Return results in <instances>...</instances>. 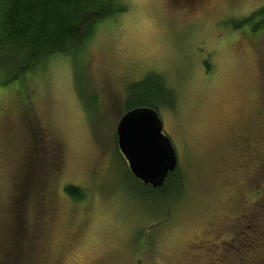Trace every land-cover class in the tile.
Here are the masks:
<instances>
[{
  "label": "rangeland",
  "instance_id": "1",
  "mask_svg": "<svg viewBox=\"0 0 264 264\" xmlns=\"http://www.w3.org/2000/svg\"><path fill=\"white\" fill-rule=\"evenodd\" d=\"M119 1L73 56L0 84V264H264V25H234L264 0ZM147 76L175 95L158 115L185 191L166 207L117 151Z\"/></svg>",
  "mask_w": 264,
  "mask_h": 264
},
{
  "label": "trees",
  "instance_id": "2",
  "mask_svg": "<svg viewBox=\"0 0 264 264\" xmlns=\"http://www.w3.org/2000/svg\"><path fill=\"white\" fill-rule=\"evenodd\" d=\"M124 9L119 0H0V84L23 82L31 72L55 57L70 58L89 42L101 23ZM261 21L264 23V7L234 25L256 33L263 28ZM174 106L173 91L159 77L147 76L126 87L125 113L136 108H151L158 113L161 107L174 109ZM127 172L140 196L155 201L158 206H171L185 191L184 177L177 167L159 188L142 184L128 167ZM63 193L75 201L84 197L83 191L75 186L64 187ZM261 202L264 203V198ZM258 206L264 208L263 204ZM249 222L254 228L255 223ZM262 237L263 234H256L253 240L262 241ZM247 244L235 252L237 257L239 252L248 251Z\"/></svg>",
  "mask_w": 264,
  "mask_h": 264
},
{
  "label": "water",
  "instance_id": "3",
  "mask_svg": "<svg viewBox=\"0 0 264 264\" xmlns=\"http://www.w3.org/2000/svg\"><path fill=\"white\" fill-rule=\"evenodd\" d=\"M117 148L132 176L145 186L159 188L177 167L174 148L162 132V122L151 108L126 112L116 127Z\"/></svg>",
  "mask_w": 264,
  "mask_h": 264
},
{
  "label": "flooded vegetation",
  "instance_id": "4",
  "mask_svg": "<svg viewBox=\"0 0 264 264\" xmlns=\"http://www.w3.org/2000/svg\"><path fill=\"white\" fill-rule=\"evenodd\" d=\"M234 249V248H233ZM233 249H223V250H225V251H227L228 253H230L231 254V251L233 250ZM236 250V249H235Z\"/></svg>",
  "mask_w": 264,
  "mask_h": 264
}]
</instances>
